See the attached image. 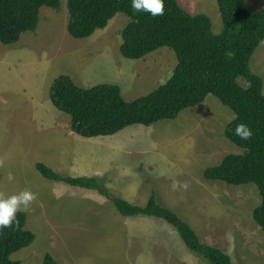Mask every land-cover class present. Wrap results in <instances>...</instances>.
Here are the masks:
<instances>
[{
  "label": "rangeland",
  "instance_id": "obj_1",
  "mask_svg": "<svg viewBox=\"0 0 264 264\" xmlns=\"http://www.w3.org/2000/svg\"><path fill=\"white\" fill-rule=\"evenodd\" d=\"M245 1L252 12L264 6V0ZM178 3L191 14L208 15L212 31L221 32L216 0ZM68 20L67 0H60L59 9H40L34 30L13 44L0 42V194L27 190L36 197L22 211L34 240L11 258L42 264L49 253L58 264H208L163 220L122 216L97 191L47 179L35 167L43 162L61 175L78 176L82 155L106 154L119 166L106 172L107 190L119 191L108 190L112 195L154 191L159 203L188 222L202 242L228 253L234 264H264V233L252 219L261 200L256 186L202 175L225 155L241 152L224 135L233 112L208 94L172 119L133 124L108 136L70 132V116L49 99L54 78L68 75L80 87L115 84L129 101L163 84L176 57L167 46L140 59L123 57L121 31L129 18L121 12L87 38L71 37ZM249 66L261 77L264 92V41Z\"/></svg>",
  "mask_w": 264,
  "mask_h": 264
},
{
  "label": "trees",
  "instance_id": "obj_2",
  "mask_svg": "<svg viewBox=\"0 0 264 264\" xmlns=\"http://www.w3.org/2000/svg\"><path fill=\"white\" fill-rule=\"evenodd\" d=\"M216 3L222 22L220 33L212 31L208 15L191 14L178 0H164V14L156 17L147 12H133L131 0H67V32L71 37L91 36L121 12L129 18L121 31L123 57L140 59L167 46L174 51L176 64L163 84L134 100H125L115 84L80 87L65 74L52 81L49 99L70 116L72 132L96 137L115 134L133 124L150 125L172 119L213 94L234 114L224 135L241 152L229 153L219 164L206 167L203 178L230 185L253 183L261 200L252 211V219L264 233V92L261 77L249 66L254 50L264 41V6L252 12L245 0H216ZM43 6L59 9L60 0H0V42L13 44L23 32L34 30ZM239 124L252 131L249 140L235 135ZM35 167L47 179L97 191L122 216L163 220L177 231L189 251L208 264H234L228 253L202 242L188 222L159 203L154 191L146 205L139 206L112 195L99 178L64 176L43 162H37ZM16 220L12 227L0 230V264H20L11 255L34 240V233L25 227L26 214L18 211ZM42 264L58 262L45 253Z\"/></svg>",
  "mask_w": 264,
  "mask_h": 264
},
{
  "label": "clouds",
  "instance_id": "obj_3",
  "mask_svg": "<svg viewBox=\"0 0 264 264\" xmlns=\"http://www.w3.org/2000/svg\"><path fill=\"white\" fill-rule=\"evenodd\" d=\"M131 7L135 13L147 12L152 17L164 14V0H131ZM234 133L242 140H249L253 135L252 131L244 124L237 125ZM8 178L10 181L13 179L11 173ZM35 198V194L27 190L8 197L0 194V230L16 224V213L27 211Z\"/></svg>",
  "mask_w": 264,
  "mask_h": 264
},
{
  "label": "crops",
  "instance_id": "obj_4",
  "mask_svg": "<svg viewBox=\"0 0 264 264\" xmlns=\"http://www.w3.org/2000/svg\"><path fill=\"white\" fill-rule=\"evenodd\" d=\"M245 4H246V1H245ZM250 5L253 6V3L250 2ZM70 132H72V131L70 130ZM72 133H74V132H72ZM108 157L111 159H107ZM81 158L83 159V161H81L82 164L77 167L78 168L77 170L80 171L81 174H79L78 176L99 178L102 185L107 188L106 182L108 181L107 180L108 177H107L106 172H113V171H117V169H119V166H117V160L115 159V157L113 155L101 154V155H82ZM117 176H118V174H117ZM110 190L118 191L115 188H112ZM132 192H133V190L131 189L130 193H132ZM150 195H151V192L149 193V191H144V192L140 193L139 190H136V191H134V194L129 196V197H126V196L124 197L121 194H120V197L126 199L127 201H129L132 204L139 205V206H145ZM116 196H118V195H116ZM132 199H134V200H132ZM134 217L135 218H142V216H134ZM127 218H131V217H127ZM145 218L148 219V217H146V216H145ZM145 218H143V219H145ZM118 222H119V220H118Z\"/></svg>",
  "mask_w": 264,
  "mask_h": 264
}]
</instances>
